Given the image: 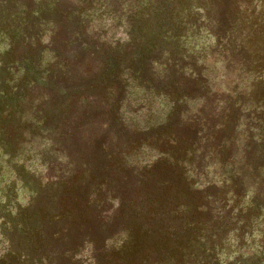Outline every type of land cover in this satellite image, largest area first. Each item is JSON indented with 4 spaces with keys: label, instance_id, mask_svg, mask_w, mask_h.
Returning a JSON list of instances; mask_svg holds the SVG:
<instances>
[{
    "label": "trees",
    "instance_id": "16d2710c",
    "mask_svg": "<svg viewBox=\"0 0 264 264\" xmlns=\"http://www.w3.org/2000/svg\"><path fill=\"white\" fill-rule=\"evenodd\" d=\"M0 45V172L54 193L0 264H264V0H0Z\"/></svg>",
    "mask_w": 264,
    "mask_h": 264
},
{
    "label": "rangeland",
    "instance_id": "374dc122",
    "mask_svg": "<svg viewBox=\"0 0 264 264\" xmlns=\"http://www.w3.org/2000/svg\"><path fill=\"white\" fill-rule=\"evenodd\" d=\"M84 45V43H80L81 47ZM2 47L0 45V48ZM33 156L34 159H30V163L26 162V166H28L26 171L43 170L38 165L41 159L37 155H34V153ZM35 159L39 161L37 164L33 161ZM19 164H21V161ZM4 170H7V174H5ZM22 171L20 165H14L12 168L11 164L0 172V205L3 206L0 207V251L4 247L3 244H7L2 238V235H4L3 231L7 230L10 233L9 227H3L5 225H2L4 218L8 214L21 215L24 213L25 208L31 206L33 211H35L34 217L39 223L42 220L44 212L53 209V200L50 198L54 197V193L48 187H44L43 181L37 176L36 171L34 175L30 173L22 175Z\"/></svg>",
    "mask_w": 264,
    "mask_h": 264
}]
</instances>
